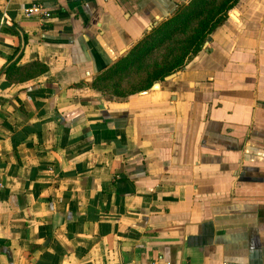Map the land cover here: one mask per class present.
Segmentation results:
<instances>
[{
  "label": "crops",
  "instance_id": "obj_1",
  "mask_svg": "<svg viewBox=\"0 0 264 264\" xmlns=\"http://www.w3.org/2000/svg\"><path fill=\"white\" fill-rule=\"evenodd\" d=\"M178 2L0 0V264H264V0L115 86Z\"/></svg>",
  "mask_w": 264,
  "mask_h": 264
},
{
  "label": "trees",
  "instance_id": "obj_2",
  "mask_svg": "<svg viewBox=\"0 0 264 264\" xmlns=\"http://www.w3.org/2000/svg\"><path fill=\"white\" fill-rule=\"evenodd\" d=\"M235 0H221L214 8L208 9L205 17H202L197 28L191 35L189 40V47H191V54L186 57L185 61L183 60L184 55L180 57H175L174 59L160 63L154 66L146 74L145 83L136 88H130L129 92H135L137 90L148 89L154 82L158 80H163V78L177 70H180L184 67L185 62L190 59L193 55L197 54L209 36L210 32L222 24L225 19L226 12L233 6ZM206 0H189L187 4L182 6V9L177 13H174L169 19L157 24L153 27L146 36L139 41L131 51L121 59L113 71H119L125 69L126 67L133 66L138 59H140L143 54L149 50L155 48L161 44L166 38L178 31L183 24L190 18L194 16L196 12H199L205 5ZM178 10V9H177ZM187 56V55H186ZM14 67V63L5 68V70H10ZM36 70L34 73H38L44 70L42 65H35ZM106 75H103V77ZM100 79V78H99ZM118 91L117 93H119Z\"/></svg>",
  "mask_w": 264,
  "mask_h": 264
},
{
  "label": "rangeland",
  "instance_id": "obj_3",
  "mask_svg": "<svg viewBox=\"0 0 264 264\" xmlns=\"http://www.w3.org/2000/svg\"><path fill=\"white\" fill-rule=\"evenodd\" d=\"M220 1L221 0H206V5L199 12H196L192 18L188 19L178 31L170 35L155 48L143 54L133 66H130L123 73L116 75L115 86L119 87L121 85H126L131 86V88H134L133 86H141L145 83L146 74L154 66L183 55V60L185 61L186 57L192 52L188 43L191 39L192 33L198 26L199 20L202 17H205L208 9L214 8ZM185 4H187V2H178L176 8L167 19H169L174 13L180 11ZM167 19L159 20L160 22L158 24H161ZM104 87L109 89L111 86L105 84Z\"/></svg>",
  "mask_w": 264,
  "mask_h": 264
},
{
  "label": "built area",
  "instance_id": "obj_4",
  "mask_svg": "<svg viewBox=\"0 0 264 264\" xmlns=\"http://www.w3.org/2000/svg\"><path fill=\"white\" fill-rule=\"evenodd\" d=\"M23 14L25 17H33L44 19L51 16L50 12L43 7L42 4L35 2L27 5L23 8ZM1 21V20H0ZM162 259V255L160 253L153 255V257L147 262L143 264H157L159 260Z\"/></svg>",
  "mask_w": 264,
  "mask_h": 264
},
{
  "label": "water",
  "instance_id": "obj_5",
  "mask_svg": "<svg viewBox=\"0 0 264 264\" xmlns=\"http://www.w3.org/2000/svg\"><path fill=\"white\" fill-rule=\"evenodd\" d=\"M160 19H161V18H160ZM150 28H151V27H150ZM209 40H210V37L208 36V37L206 38V41L204 42V45H203V46H205V45L208 43ZM177 73H179V70H177L176 72L171 73V74L165 76V77H164V80H168V79L172 78V77L175 76ZM157 87H159V83H158V82H155V83H153V84L151 85V88H157Z\"/></svg>",
  "mask_w": 264,
  "mask_h": 264
}]
</instances>
